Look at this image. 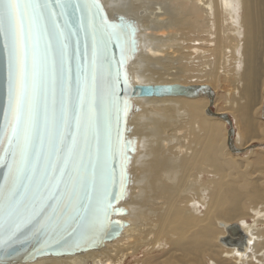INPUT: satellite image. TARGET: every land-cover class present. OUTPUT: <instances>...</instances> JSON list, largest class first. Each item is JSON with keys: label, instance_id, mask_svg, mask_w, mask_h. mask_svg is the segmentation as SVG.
Masks as SVG:
<instances>
[{"label": "bare ground", "instance_id": "bare-ground-1", "mask_svg": "<svg viewBox=\"0 0 264 264\" xmlns=\"http://www.w3.org/2000/svg\"><path fill=\"white\" fill-rule=\"evenodd\" d=\"M107 6L139 20L142 51L131 65L137 83L208 85L215 104L225 81L233 94L216 112L233 113L240 139L235 146L227 120L209 114L211 99L201 87L196 96L137 98L139 150L123 234L102 249L16 264H264V151L250 144L264 140L256 117L264 107V0ZM245 148H251L245 158L232 154ZM241 230L246 241L237 236ZM139 250L148 254L135 261Z\"/></svg>", "mask_w": 264, "mask_h": 264}, {"label": "water", "instance_id": "water-1", "mask_svg": "<svg viewBox=\"0 0 264 264\" xmlns=\"http://www.w3.org/2000/svg\"><path fill=\"white\" fill-rule=\"evenodd\" d=\"M108 1L101 0V3L109 22L126 24L129 28L126 34L111 36L106 41L100 40L98 45L89 26V14L79 7L84 4V0H73V4L77 6H70V15L57 17L65 32L71 31L69 67L73 94L77 83L85 75L90 78L95 75L100 112L98 136L90 140L87 151L83 147L81 149L83 167H80L79 159L75 161V167L80 169L79 177L70 165L71 179L69 175H65L58 190L51 185L61 180L59 173L53 178L50 170L45 173L43 160L38 165L33 160L36 176L31 183L24 180L18 188V212L9 220L7 213L0 211V264L29 262L48 256L80 255L89 250L102 249L107 242L115 241L123 234L129 223L124 218L128 209L123 203L132 195V166L139 150V137L134 134L135 126L132 123L135 112L140 110L137 98L162 95L196 96L200 95L196 92L201 87L202 93L211 99L207 110L209 114L229 122L230 136L234 130L231 117L215 111V93L208 85L137 83L131 65L142 51L139 20L135 15L109 10ZM55 7L59 10V5ZM145 13L146 10L142 9L137 15L144 16ZM96 23H99V17L96 18ZM10 43V35L6 38L4 27L0 25V205H6L8 194L13 188L12 177L15 176L19 161L17 156V162L14 163L12 155L9 154L10 132L5 133L9 104ZM94 50L98 51L95 63ZM117 69L120 72L119 78ZM93 168L96 170L94 183L91 179ZM122 171L127 177L123 186L120 182ZM109 177L112 182H109ZM105 188L106 202L110 203L106 214L98 210V201L104 197ZM230 227L238 230L240 224H232ZM241 232L237 235L240 242L246 241L247 236L244 231ZM233 238L236 236L233 235ZM226 239L222 238V241Z\"/></svg>", "mask_w": 264, "mask_h": 264}, {"label": "snow or ice", "instance_id": "snow-or-ice-1", "mask_svg": "<svg viewBox=\"0 0 264 264\" xmlns=\"http://www.w3.org/2000/svg\"><path fill=\"white\" fill-rule=\"evenodd\" d=\"M55 5H59V10ZM70 6L74 8L77 5L73 0H0V25L4 27L6 38L10 35L11 39L8 46L9 104L5 133L10 132L8 152L14 163L19 157L12 177L13 188L6 205H0V211H5L9 220L18 212V188L24 180L31 183L36 176L33 160L37 165L43 160L45 173L50 170L53 178L59 173L61 180L51 185L58 190L65 175L71 179L70 165L79 177L80 169L75 167V161L79 159L80 167H83L81 149L83 147L87 151L90 140L98 136L100 112L95 75L91 78L85 75L73 94L69 67L71 31L65 32L57 19L70 15ZM79 7L89 14V26L97 45L100 40L127 33L128 25L109 22L101 0H84ZM93 57L95 63L97 50H94ZM119 75L117 69V78ZM91 179L93 183L96 180L95 168ZM126 179L122 171V186ZM109 182H112L111 177ZM106 197L107 188L104 197L98 201V210L105 214L110 207Z\"/></svg>", "mask_w": 264, "mask_h": 264}, {"label": "rangeland", "instance_id": "rangeland-1", "mask_svg": "<svg viewBox=\"0 0 264 264\" xmlns=\"http://www.w3.org/2000/svg\"><path fill=\"white\" fill-rule=\"evenodd\" d=\"M164 1V0H163ZM226 85V86H225ZM222 86V87H221ZM230 94V95H229ZM232 88L229 87V85L224 81V84H221L219 85V88L217 86V89H216V101H215V104H214V109L215 111H217V109L219 108H222L225 106L226 104V99H230L231 95H232ZM217 103V105H216ZM264 106V105H263ZM225 113H227V111H225ZM231 119H232V122H233V133H232V136H231V139L232 141L234 142V145L237 146V143H238V140L240 139V131H241V127L242 125H239V122L235 119V116H233V113H231L230 111H228L227 113ZM256 117L259 119V126L263 127V130H264V107L259 110V112L256 114ZM226 124V128L228 129V132L229 133V128H230V125L229 123L226 121L225 122ZM238 126V127H237ZM239 135V136H238ZM250 144L252 145V150H255V151H264V140H260V139H254L250 142ZM251 150V148H245L243 150V152H236L234 150H231L232 154L234 155H239L241 156L242 158H245L247 157V155L250 153L249 151ZM256 174H259L258 172ZM207 178V176H206ZM204 177V179H206ZM153 223H154V220H152ZM249 222H252V219L249 218L248 220ZM156 222V221H155ZM142 249H146V248H142ZM144 250H139L137 251V254L134 256L133 259H135V261H141V259L147 255L148 253H144L143 251ZM132 259V261H130L131 263H134L135 261Z\"/></svg>", "mask_w": 264, "mask_h": 264}]
</instances>
